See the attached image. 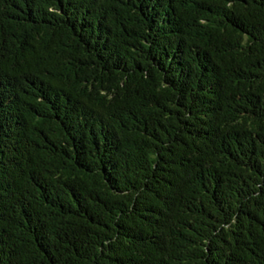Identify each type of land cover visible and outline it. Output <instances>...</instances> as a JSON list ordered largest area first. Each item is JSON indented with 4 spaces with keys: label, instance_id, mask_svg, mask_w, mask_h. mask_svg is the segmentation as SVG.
I'll use <instances>...</instances> for the list:
<instances>
[{
    "label": "trees",
    "instance_id": "trees-1",
    "mask_svg": "<svg viewBox=\"0 0 264 264\" xmlns=\"http://www.w3.org/2000/svg\"><path fill=\"white\" fill-rule=\"evenodd\" d=\"M0 264H264V0H0Z\"/></svg>",
    "mask_w": 264,
    "mask_h": 264
}]
</instances>
